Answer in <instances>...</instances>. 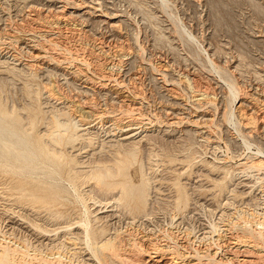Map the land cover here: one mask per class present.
Returning a JSON list of instances; mask_svg holds the SVG:
<instances>
[{
    "label": "rangeland",
    "instance_id": "rangeland-1",
    "mask_svg": "<svg viewBox=\"0 0 264 264\" xmlns=\"http://www.w3.org/2000/svg\"><path fill=\"white\" fill-rule=\"evenodd\" d=\"M0 42V118L34 154L0 146V243L86 257L119 230L130 255L162 246L180 264L183 245L264 264L239 242L264 218V172L241 165L263 157L264 125L237 110L264 116V0H0ZM74 101L90 128H74ZM103 169L117 184L92 178Z\"/></svg>",
    "mask_w": 264,
    "mask_h": 264
},
{
    "label": "bare ground",
    "instance_id": "bare-ground-1",
    "mask_svg": "<svg viewBox=\"0 0 264 264\" xmlns=\"http://www.w3.org/2000/svg\"><path fill=\"white\" fill-rule=\"evenodd\" d=\"M60 11V10H59ZM85 12V11H84ZM40 15V13H39ZM39 21V20H38ZM55 24V23H54ZM51 26V25H50ZM114 26V25H113ZM61 36V35H60ZM51 39V38H50ZM1 43V42H0ZM37 45V44H36ZM41 45V44H39ZM41 47V46H40ZM38 48V47H37ZM33 49V48H32ZM39 49V48H38ZM34 49V56L36 57H42L40 54V49ZM68 49V48H67ZM44 50V49H43ZM66 50V49H65ZM42 51V49H41ZM32 52V51H31ZM33 53V52H32ZM71 57V56H70ZM36 59V58H35ZM40 59V58H39ZM56 60V59H55ZM67 60V59H66ZM86 61V60H85ZM89 61V60H88ZM83 62V61H82ZM84 64V63H83ZM90 65V64H89ZM34 66V64H33ZM82 67V66H81ZM37 70V69H36ZM102 72V71H101ZM104 75V74H103ZM108 78V77H107ZM113 78V77H112ZM92 80V79H91ZM90 80V81H91ZM116 81V80H115ZM98 82V81H97ZM112 82V81H111ZM115 85V84H114ZM127 88V87H126ZM49 89V88H48ZM52 89V88H51ZM124 89V87H123ZM47 91V90H46ZM53 91V90H52ZM201 92V91H200ZM54 93V92H53ZM207 93V92H206ZM132 94V93H131ZM59 95V94H58ZM244 95V94H243ZM49 96H50V90H49ZM52 96V94H51ZM57 96V95H55ZM138 96V95H137ZM206 97V96H205ZM245 97V96H244ZM56 98V97H55ZM60 98V97H59ZM247 98V97H246ZM57 99V98H56ZM248 99V98H247ZM61 100V99H60ZM59 100V101H60ZM79 102V101H78ZM245 98L242 99V102L238 105L239 107H237L238 109V112H240V118H241V121L240 122H243V124H245V127L246 128H249L250 131H253V130H256L258 128V126L262 125L261 123H263L264 125V116H261V117H254V116H251V114H249V110L247 108V106L245 105ZM256 102V101H255ZM262 102H264L262 100ZM72 107H74V109L72 108V110H74L76 113H78V115L80 116V119H78V121L74 122L75 126L74 128L76 130H86L87 128H90V127H86V128H83L85 127L84 125H91L92 122H86L89 117L90 114L94 115L93 113H91V111H85V109L82 108V106H80L79 104H75V101L72 102L71 104ZM84 106V105H83ZM122 106V105H121ZM69 107V106H68ZM71 108V107H70ZM69 108V109H70ZM100 108V107H99ZM72 110H71V113H72ZM226 110V109H225ZM256 111V109H255ZM100 112V111H99ZM134 112V111H133ZM253 112V111H252ZM258 112V111H257ZM75 113V114H76ZM90 113V114H89ZM97 113V112H96ZM255 113V112H254ZM264 113V112H263ZM67 114H70V112H65V115ZM73 114V113H72ZM71 114V115H72ZM77 115V114H76ZM77 115V116H78ZM90 115V116H92ZM96 115V114H95ZM132 115V114H131ZM170 115V114H169ZM239 115V114H238ZM70 116V115H69ZM74 116V115H73ZM102 116V115H101ZM168 116V115H167ZM224 116V115H223ZM63 117V116H62ZM73 118V117H72ZM101 118V117H100ZM224 118V117H223ZM239 118V119H240ZM261 118V119H260ZM76 119V118H75ZM73 120V119H72ZM116 120V118H115ZM180 120V119H179ZM196 120V119H195ZM260 120V121H259ZM86 122V123H81L79 124L78 122ZM197 121V120H196ZM133 122V121H132ZM170 122V121H169ZM168 122V123H169ZM179 122V121H178ZM188 122V121H187ZM190 122V121H189ZM188 122V123H189ZM2 119L0 118V146L2 143H5L6 145H9V152L10 154H15V151L18 152L20 155H22L23 157H25V159L27 158H31L34 154L31 153V150L29 149V145L27 142H25L22 138L19 137V135L17 136L16 133L14 131H11L9 130L8 126H5L4 124H2ZM99 123V122H98ZM174 123L171 122L170 124L168 125H172ZM191 123V122H190ZM259 123V124H258ZM137 124V123H136ZM136 124H133V123H130L128 124L127 126H124V127H121V129L119 128V130L122 132H124V134L122 135V139L123 141L124 140H132L134 139L135 137V134L136 132L139 130V124L136 125ZM149 124V123H148ZM199 124V123H198ZM197 124V125H198ZM121 125V124H120ZM252 125V127L250 126ZM135 126V127H134ZM166 126V125H165ZM173 126V125H172ZM171 126V127H172ZM177 126V125H176ZM244 126V125H243ZM81 127V128H80ZM143 127V126H141ZM261 127V126H260ZM65 128V127H64ZM67 128V127H66ZM68 130V129H67ZM258 130V129H257ZM139 134V133H138ZM121 139V140H122ZM209 140V139H208ZM134 141V140H133ZM131 143H133L131 141ZM134 144V143H133ZM137 146V145H136ZM14 147H17L14 148ZM54 147V146H53ZM135 147V145H134ZM120 149V148H119ZM134 150L135 148H132L131 150H129L131 153V155H134ZM61 152V151H60ZM259 153V152H258ZM256 153L257 155L255 157H252L250 158L251 161L249 162H246V163H241V165L245 168H250V169H255L257 172H264V155L263 157L262 156H259V154ZM262 153V152H261ZM254 156V155H253ZM33 158V157H32ZM248 158V157H247ZM246 158V159H247ZM226 159V158H225ZM102 162V161H101ZM96 168V167H95ZM239 168V167H238ZM94 169V168H93ZM241 170V169H240ZM95 171V170H94ZM94 178V180L96 179L97 182L101 183V185H105V184H109V185H113V184H117L116 182H109L107 183L106 180L108 178H114V175L113 174H108L104 169L101 171V172H96V174H92ZM91 178V177H90ZM91 178V179H92ZM85 179V178H83ZM112 180V179H110ZM90 182V181H89ZM92 182V181H91ZM262 187V186H261ZM149 187L147 186V189ZM262 189H264V185L262 187ZM119 191L121 192V194H125V189L123 187L119 188ZM123 194V195H124ZM125 196V195H124ZM129 196L131 197L130 198V201H127L125 200L127 203L126 205L127 206H131V208H134L136 210H139L141 211L144 206H145V203H146V200H145V196H144V193H141L139 196L137 195V192L136 191H133V190H129ZM121 197V196H120ZM117 199V198H116ZM124 199H126L124 197ZM135 202L133 203L134 206L131 205V202ZM119 204V203H118ZM123 207V206H122ZM105 213V212H104ZM110 213V212H109ZM119 213V212H118ZM107 215V214H106ZM119 215V214H118ZM57 216V215H56ZM254 216V215H253ZM108 217L107 216H101L100 218H106ZM123 218V217H122ZM245 219V217H242ZM252 218V217H251ZM261 218V217H259ZM253 219V220H248L247 222H245V235H244V239L243 240H240L239 242L242 243L243 246H246V247H249V248H252V249H255L256 253L260 254V256H262L263 254L261 253H264V218L262 219ZM107 219V218H106ZM155 219V218H154ZM135 220V219H134ZM136 221V220H135ZM246 221V220H245ZM244 222V221H243ZM250 222V224L248 225V223ZM132 227V226H131ZM242 228V227H241ZM242 228V229H243ZM130 229V228H129ZM79 230V229H78ZM136 230V229H135ZM128 231V230H127ZM164 231V230H163ZM125 232V231H124ZM135 232V231H134ZM122 233L123 232H120L119 230H116L112 235H109L107 236L105 239L101 240L100 242H95V244L93 245V247L90 248L91 250V255L88 254V256L84 257L82 255H79L78 254V250L76 252H71V254H68V252H63L62 253H58L57 255L56 254H53L50 256L49 254L44 258V256H41L43 257V259L41 257H38V258H41L40 260L32 257L33 255H30L27 252L25 253V250H23L22 248L17 251L20 247L17 246V250L14 249L16 248L15 247H12L10 245L6 243H0V264H170V261H173V260H170L169 263H167V261H164L163 257H159L157 255H153V254H157L159 253L160 251L164 250V247H159V246H156V244H152V246H156L154 247V249L157 251V252H148L149 249H147L146 245L144 246V244H140L134 246L136 247V249L134 250V247L133 249L130 251V252H135L134 254L130 255L128 254V250L124 249L121 245V242L123 241L122 239ZM168 233V232H167ZM171 233V232H170ZM75 234V233H74ZM126 234V233H125ZM133 234V233H132ZM155 234V233H154ZM47 235V234H46ZM66 235V234H65ZM145 235V234H144ZM158 235V234H157ZM171 235V234H170ZM174 235V234H173ZM126 236V235H125ZM142 236V235H140ZM167 236V235H166ZM4 237V236H3ZM130 237V236H129ZM129 237L127 239H129ZM156 237V236H155ZM171 237V236H170ZM220 237V236H219ZM139 238V237H138ZM1 239V238H0ZM63 239V238H62ZM77 239V238H75ZM154 239V238H153ZM157 239V238H156ZM155 239V241H156ZM163 239V238H162ZM167 239V238H166ZM177 239V238H176ZM221 239L218 238V240ZM2 240V239H1ZM133 240V239H132ZM135 240V239H134ZM191 240V239H190ZM127 241V240H126ZM143 241V240H142ZM178 241V240H177ZM137 242V241H136ZM152 242V241H150ZM154 242V241H153ZM170 242V241H169ZM172 242V241H171ZM160 243V242H159ZM189 243V242H188ZM61 244V243H59ZM74 244V242H73ZM76 244V243H75ZM123 244V242H122ZM125 244V243H124ZM158 244V243H157ZM191 244V243H190ZM224 244V243H223ZM238 244V243H237ZM13 245V244H12ZM19 245V244H17ZM25 245V244H24ZM132 245V244H131ZM134 245V244H133ZM132 245V246H133ZM175 245V244H174ZM177 245V244H176ZM194 245V244H193ZM192 245V246H193ZM166 246V245H165ZM171 246V245H170ZM24 247V246H23ZM61 247V246H60ZM126 247V246H125ZM130 247V246H129ZM173 247V246H172ZM183 245H181L180 247H177L175 246L174 249H173V253L176 255V257H180L182 258L181 263L180 264H205L203 263V259L205 257H207L208 260H210V264H236V256H237V253H236V256L234 257H228L226 255H222L221 257H217V254H218V251L215 253H205L204 252H201L199 249H194V252H189L188 250L186 251L185 248L187 249L188 247H185L183 249ZM218 247V246H217ZM74 248L77 249V247L75 246ZM150 248V247H149ZM167 248V247H166ZM209 248V247H208ZM234 248V247H233ZM79 249V248H78ZM127 249H128V246H127ZM181 249L183 250V252L181 251ZM242 249V248H241ZM248 249V248H247ZM64 250V249H63ZM16 251V252H15ZM127 251V252H126ZM151 251V250H150ZM153 251V250H152ZM214 251V250H213ZM245 251V250H244ZM251 251H254V250H251ZM254 251V252H255ZM56 252V251H55ZM164 252V251H163ZM162 252V253H163ZM210 252V251H209ZM228 252V251H227ZM235 252V251H234ZM238 252V251H237ZM248 252H249V249H248ZM253 252V253H254ZM82 253V252H81ZM137 253V254H136ZM161 253V254H162ZM172 253V252H171ZM246 253V252H245ZM51 254V253H50ZM87 254V253H86ZM160 256H163L161 255ZM164 254V253H163ZM235 254V253H234ZM258 254H255L256 256ZM36 255V254H35ZM34 255V256H35ZM39 255V254H38ZM45 255V254H44ZM172 255V254H171ZM174 255V256H175ZM233 255V254H232ZM250 255V254H249ZM136 256V257H135ZM244 256V255H243ZM173 257V256H172ZM176 257H173V258H176ZM248 257V256H246ZM250 257V256H249ZM166 258V256H165ZM170 258V257H169ZM188 258H192V259H195L197 260L196 263H190L191 261L187 260ZM259 258V257H258ZM167 259V258H166ZM165 259V260H166ZM168 260V259H167ZM177 260V259H176ZM178 260V261H179ZM243 260V259H242ZM248 260V259H247ZM246 260V261H247ZM186 261V262H184ZM207 261V260H206ZM245 261V260H244ZM250 261V260H248ZM260 261V260H258ZM176 262V261H175ZM239 260L237 261V264H238ZM243 263V261H241ZM251 262V261H250ZM257 262V261H256ZM240 263V264H242ZM245 263V262H244ZM243 263V264H244ZM172 264V263H171ZM174 264V263H173ZM175 264H179L178 262H176ZM208 264V263H207ZM247 264V263H246Z\"/></svg>",
    "mask_w": 264,
    "mask_h": 264
}]
</instances>
